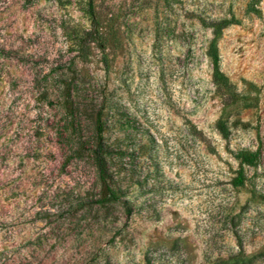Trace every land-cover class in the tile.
Instances as JSON below:
<instances>
[{"label":"rangeland","instance_id":"obj_1","mask_svg":"<svg viewBox=\"0 0 264 264\" xmlns=\"http://www.w3.org/2000/svg\"><path fill=\"white\" fill-rule=\"evenodd\" d=\"M87 2L0 0V264H264V0Z\"/></svg>","mask_w":264,"mask_h":264},{"label":"trees","instance_id":"obj_2","mask_svg":"<svg viewBox=\"0 0 264 264\" xmlns=\"http://www.w3.org/2000/svg\"><path fill=\"white\" fill-rule=\"evenodd\" d=\"M85 12L93 28L89 31V34H93L91 39L97 40L99 28L91 0H88ZM103 130L104 121L102 120L101 109H97L94 113V142L91 144V148L89 149V157L94 168L95 179L100 195L99 200L101 202H107L108 200L117 201L120 198L121 193L118 191V188L114 186L115 180L113 179L112 171L110 170V166L108 164L107 151L105 147L106 143L102 137ZM219 130L222 131V128H219ZM235 157L238 160V169L234 182L236 185H239L244 181L242 166L244 164H254L258 157V150L256 149L252 152L239 151L235 154Z\"/></svg>","mask_w":264,"mask_h":264}]
</instances>
